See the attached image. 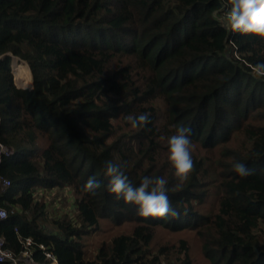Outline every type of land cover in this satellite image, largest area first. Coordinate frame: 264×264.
Masks as SVG:
<instances>
[{
	"label": "trees",
	"instance_id": "1",
	"mask_svg": "<svg viewBox=\"0 0 264 264\" xmlns=\"http://www.w3.org/2000/svg\"><path fill=\"white\" fill-rule=\"evenodd\" d=\"M230 0H0V192L5 246L31 237L59 264H264V39L226 30ZM12 56L16 83L12 79ZM149 113L132 128L129 115ZM191 129L178 188L168 137ZM106 161L138 186L164 176L179 215L143 217L106 191ZM240 161L255 170L239 176ZM95 176L102 187L83 190ZM38 188H69L75 211L43 227ZM111 233L94 254L86 238ZM16 227V230L14 229ZM9 264V263H0Z\"/></svg>",
	"mask_w": 264,
	"mask_h": 264
},
{
	"label": "clouds",
	"instance_id": "2",
	"mask_svg": "<svg viewBox=\"0 0 264 264\" xmlns=\"http://www.w3.org/2000/svg\"><path fill=\"white\" fill-rule=\"evenodd\" d=\"M222 26L229 31H237L264 39V0H230V6L223 12ZM255 78L264 77V62L252 68ZM125 121L132 128L144 127L151 122L149 113L129 115ZM191 129L179 126L173 135L168 137V161L174 169L173 175L177 180L178 188L189 178L194 170L192 158ZM126 162L106 161L104 175L108 180L106 191L122 198L127 204L138 206L137 213L143 217L178 216L172 208L167 195L169 181L164 176H144L138 186L130 183L125 174ZM233 170L241 177L253 175L255 170L240 161H234ZM102 181L95 176L87 179L82 186L83 190L95 195L102 187Z\"/></svg>",
	"mask_w": 264,
	"mask_h": 264
},
{
	"label": "rangeland",
	"instance_id": "3",
	"mask_svg": "<svg viewBox=\"0 0 264 264\" xmlns=\"http://www.w3.org/2000/svg\"><path fill=\"white\" fill-rule=\"evenodd\" d=\"M8 55H11L8 53ZM22 63L24 65H28V63L22 59H19L16 56L11 55V62H10V72L12 74L13 83L18 88H31L33 86V82L29 87L24 86L21 83H16L15 72L13 70V64L15 62ZM29 67V65H28ZM36 199L43 200L46 203V211H47V218L46 221L43 220L42 225L44 228L47 229L48 232H52L54 227L52 226L51 219H55L61 217L63 214L69 215L71 217L75 211L74 208V198L72 195V191L69 188H62L56 189L53 188L51 190H43L42 188H38L35 193ZM128 224H122L119 226H111L106 225L102 227L101 230L95 233H91L86 241L88 242V253L94 254L98 245L103 240H108L111 236V233H123L128 231Z\"/></svg>",
	"mask_w": 264,
	"mask_h": 264
},
{
	"label": "built area",
	"instance_id": "4",
	"mask_svg": "<svg viewBox=\"0 0 264 264\" xmlns=\"http://www.w3.org/2000/svg\"><path fill=\"white\" fill-rule=\"evenodd\" d=\"M11 186L9 180L0 176V192L5 191ZM8 213L5 209L0 208V220L6 219ZM16 230V227L14 228ZM18 240L22 244V248L19 252H14L9 247L5 246V240L0 237V263L9 264H59L57 256L43 243L37 244L38 249L44 255L45 262L37 261L33 257L32 246L34 241L31 237L23 238L20 234H17Z\"/></svg>",
	"mask_w": 264,
	"mask_h": 264
},
{
	"label": "water",
	"instance_id": "5",
	"mask_svg": "<svg viewBox=\"0 0 264 264\" xmlns=\"http://www.w3.org/2000/svg\"><path fill=\"white\" fill-rule=\"evenodd\" d=\"M8 55V54H7ZM32 88V87H31Z\"/></svg>",
	"mask_w": 264,
	"mask_h": 264
}]
</instances>
